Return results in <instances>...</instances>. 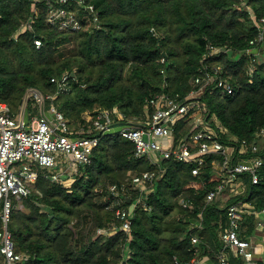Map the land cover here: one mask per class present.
<instances>
[{
	"label": "trees",
	"instance_id": "trees-1",
	"mask_svg": "<svg viewBox=\"0 0 264 264\" xmlns=\"http://www.w3.org/2000/svg\"><path fill=\"white\" fill-rule=\"evenodd\" d=\"M46 1L38 0L32 10L29 0H0V100L13 112L26 89L35 88L54 95L55 107L73 130L87 128L99 112L114 108L142 119L150 111L148 98L160 92L182 98L198 87L194 78L201 66L213 73L218 65L214 76L226 80L231 92L212 85L201 94L207 118L215 117L226 130L218 133L225 146H234V160L259 154L262 165L257 184L240 174L237 191L226 202L222 196L206 203V193L221 180L211 162L222 154L205 155L201 172L193 175V163L161 159L153 165L136 157L133 143L119 132L101 134L89 164L60 181L40 171L30 193L12 199L7 229L22 264H186L194 255L217 264L226 203L244 200L254 210L264 208V144L256 135L264 128V38L257 40L264 0H85L97 19L68 6L81 23L77 30L48 23ZM27 22L31 29L21 27ZM34 38L41 40L39 47ZM208 44L226 50L204 56ZM65 72L68 89L56 93L50 79ZM189 128L176 121L174 141ZM232 136L246 140L247 149ZM255 143L258 153L250 151ZM144 171L160 174L140 192L130 182ZM122 182L126 189L119 206L128 208L139 199L128 215V232L118 229L116 206L108 208L114 201L108 186ZM182 198L189 206H181ZM245 223L242 237L254 231L253 216ZM227 264L246 263L228 252Z\"/></svg>",
	"mask_w": 264,
	"mask_h": 264
},
{
	"label": "built area",
	"instance_id": "built-area-1",
	"mask_svg": "<svg viewBox=\"0 0 264 264\" xmlns=\"http://www.w3.org/2000/svg\"><path fill=\"white\" fill-rule=\"evenodd\" d=\"M29 1L30 8L33 10L38 0ZM46 3L48 23L57 25L61 30H77L81 27L74 13L67 9L72 4L83 9L93 20L97 19V12L93 5L86 3L85 0H55L56 5L47 0ZM259 23L261 25L257 36L258 41L264 38V17L259 19ZM21 27L31 29L29 22ZM33 43L35 47H39L41 40L34 38ZM225 50V48L208 44L204 56L218 55ZM219 69L220 66H213V73H211L207 65L201 66L199 74L194 78V83L198 84V87L191 89L182 98L164 92L148 98L145 105L150 108V111L145 118H129L114 108L99 112L87 128L78 130L68 126L64 115L54 105V95L28 88L16 112H13L6 102L0 100L2 264H22V255L14 251L7 229L12 199L20 200L21 197L29 194L40 171L49 174L51 180L60 181L64 176H71L79 165L89 164L93 148L97 145L101 134L119 132L123 138L133 143L136 157H146L153 165H158L161 159L193 163L191 168L193 175L201 172L205 155L222 154L221 160L211 162L213 169L221 176V180L206 193V203L224 197L226 191L229 192L228 196L234 194L237 191L236 183L240 174H247L250 183L257 184L262 157L255 154L251 158L234 160V146H225L220 140L219 133L226 130L215 117L207 118L209 111L199 98L212 85L221 91L231 92V87L226 80L214 76L220 71ZM69 77L70 74L65 72L60 77L50 79L57 86L56 93L68 89ZM32 109H35V112ZM179 120L186 121L190 128L185 137L174 141V123ZM114 122L118 123L116 130L113 127ZM209 122H212V125ZM256 135L260 138L261 144H264V128L259 129ZM230 140L239 142L243 150L247 149L246 140L238 141L234 136ZM259 148L260 146L256 143L251 144L250 151L258 153ZM159 174L160 171L158 173L144 171L133 176L130 183L133 186H139L142 192L146 187L145 184L151 183ZM125 189L124 182L108 186V191L114 197V201L108 208L112 209L116 206L115 216L121 220L118 229L128 232L130 211L128 208L119 206L120 196ZM138 200H133V204L135 205ZM180 204L183 207L189 206L183 198L180 199ZM226 204L227 221L218 233L221 249L217 254V264H227L228 252L240 256L246 264H264V208L254 210L251 204L244 200L229 201ZM248 216H253L254 231L242 237L240 230L246 226L245 220ZM256 230L262 232L258 243L253 240ZM97 232L107 233L101 229ZM191 242L196 243L197 238L192 236ZM257 246L258 250H256ZM197 263L199 260L194 255L186 264Z\"/></svg>",
	"mask_w": 264,
	"mask_h": 264
},
{
	"label": "crops",
	"instance_id": "crops-1",
	"mask_svg": "<svg viewBox=\"0 0 264 264\" xmlns=\"http://www.w3.org/2000/svg\"><path fill=\"white\" fill-rule=\"evenodd\" d=\"M115 128V127H114ZM116 128H118V126H116ZM261 231L260 230H256V232H255V237H254V242L255 243H258V241H259V238H260V236H261ZM256 250H258V246L256 247ZM199 263L200 264H212L208 259H207V257H203L202 259H199Z\"/></svg>",
	"mask_w": 264,
	"mask_h": 264
},
{
	"label": "water",
	"instance_id": "water-1",
	"mask_svg": "<svg viewBox=\"0 0 264 264\" xmlns=\"http://www.w3.org/2000/svg\"><path fill=\"white\" fill-rule=\"evenodd\" d=\"M72 75H73V73H72ZM127 201H129V198H127ZM133 207H134V204H133V202H132V203H130V205H129V207H128V210L131 212L132 209H133Z\"/></svg>",
	"mask_w": 264,
	"mask_h": 264
},
{
	"label": "rangeland",
	"instance_id": "rangeland-1",
	"mask_svg": "<svg viewBox=\"0 0 264 264\" xmlns=\"http://www.w3.org/2000/svg\"><path fill=\"white\" fill-rule=\"evenodd\" d=\"M224 192H225V191H224ZM228 194H229L228 191H226V192L224 193V198H225V199L228 197Z\"/></svg>",
	"mask_w": 264,
	"mask_h": 264
}]
</instances>
